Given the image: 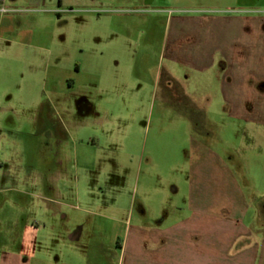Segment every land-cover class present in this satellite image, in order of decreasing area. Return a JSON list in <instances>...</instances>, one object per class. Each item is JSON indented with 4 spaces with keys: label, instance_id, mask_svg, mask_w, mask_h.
<instances>
[{
    "label": "crops",
    "instance_id": "crops-1",
    "mask_svg": "<svg viewBox=\"0 0 264 264\" xmlns=\"http://www.w3.org/2000/svg\"><path fill=\"white\" fill-rule=\"evenodd\" d=\"M147 1L0 0L13 11L0 17V50L12 53L5 61L0 57V70L18 71L16 64H8L11 60L23 64L28 73L37 68L50 81L51 93L43 96L46 105L52 111L63 110L69 101L58 97L59 87L72 90L83 85L59 74L78 77L84 69L95 68L61 65L69 17L79 20L113 6L129 10L127 16L142 21L148 17L141 11ZM149 1L167 6L150 18L162 25L161 60L167 63L163 88L159 93L160 87L154 86L152 101L160 99L163 107L157 116H177L180 131L192 132L186 150H180L175 134L171 136L172 152L184 151L185 160L172 164L174 178L161 182V188L150 187L146 178L147 195L138 198L139 182L134 193H124L132 190V180L112 172V126L125 115L118 111L103 119L64 116L62 131L50 130L57 148L66 153L73 150L77 161L79 153L108 152L111 161L107 172H91L93 178L87 179L93 187L83 195L78 190L71 205L60 206L61 212H69L63 217L65 233L69 246L76 249L77 263L52 256L37 258L42 241L26 236L37 235L39 228L26 219V213L13 210L14 236L11 243L0 244V264H264V14L237 12L243 0ZM118 14L122 12L112 17ZM145 24L135 26L137 34H146ZM152 31L153 38L159 35ZM130 84L112 82L113 105L127 103L122 100ZM1 95L8 102L18 99L8 90ZM77 96L79 106L89 105L83 91ZM212 126L220 136L234 131L243 138L236 159L212 147L206 138ZM146 146L145 142L143 155ZM180 175L184 177L179 179ZM35 197L49 217L57 216L45 195ZM12 205L18 209V204ZM112 226L124 228L123 239L114 247ZM91 233L108 235L111 241L100 244V253L90 257L88 247L79 244Z\"/></svg>",
    "mask_w": 264,
    "mask_h": 264
},
{
    "label": "rangeland",
    "instance_id": "rangeland-1",
    "mask_svg": "<svg viewBox=\"0 0 264 264\" xmlns=\"http://www.w3.org/2000/svg\"><path fill=\"white\" fill-rule=\"evenodd\" d=\"M144 7L141 11L148 17L142 21L133 19L131 14L127 16L129 10L113 6L107 8L109 10L99 8L95 15H85L79 20L69 17L64 32L67 41L61 47L64 50L61 65L68 67L73 63L95 68L92 72L84 69L78 77L70 72L59 74V77H71L83 85L72 90L65 85L59 87L58 97L66 96L69 101L62 106L63 110L52 111L46 105L43 96L51 93L50 81L47 82L44 73H39L37 68L28 73L23 64L11 60L8 64H16L18 71L0 70V199L5 200L3 203L0 200V244L11 243L15 230L11 216L16 214L13 210H18L26 213V219L39 228L37 235L26 236L28 240L42 241L37 258L52 256L77 263L76 249L69 246L65 233L67 220L63 217L68 216L69 212H61L60 206L71 205L78 190L83 195L90 186L93 187L87 179L93 178L91 172H107L111 161L108 152L79 153L77 161L73 150L66 153L57 148L50 130L54 127L60 133L61 121L67 119L64 116H100L103 119L118 111L125 115L119 116L112 126V172L124 173L127 179L132 180V190L125 189L122 191L124 193H134L135 183L139 182L137 195L138 198L142 194L144 197L147 192L144 187L146 178L150 180V187L158 188L161 182L174 178L172 164L185 160L184 151L172 152L174 139L171 136L175 134V140L179 139L181 144L180 150H186L192 132L184 134V130L180 131L178 122H175L177 116H157L163 107L160 99L155 103L152 101L154 86L160 87L159 93L163 88L167 63L161 60L162 25L156 21L153 23L150 18L167 6L148 0ZM236 11L263 15L264 2L243 0ZM114 12L122 14L112 17ZM145 22L147 24L142 26L143 29L146 27V34H137L135 26ZM152 29H156L159 35L153 38ZM59 38L57 35V41ZM10 54L5 48L0 50V57L4 61ZM29 76L30 81L26 82ZM119 80H127L131 86L127 98L122 100L127 103L116 106L112 104V93H115L112 82ZM10 85L14 86L10 89ZM5 90L17 95L18 99L8 102L1 95ZM82 91L89 103L83 107L77 104V94ZM208 133L210 136L206 138L212 147L228 153L230 157L234 155L236 159V150L243 138L234 131L220 136L221 132L216 126L210 127ZM157 135L159 138H156ZM145 142L147 146L143 155ZM183 177L180 175L179 179ZM39 195H45L57 211L56 217H49L45 213L44 204L35 197ZM13 203L18 204V209ZM89 236L79 246L88 247L86 251L90 257L100 253V244L107 245L111 241L108 235L102 237L99 233H91ZM123 237L124 228L112 226V247Z\"/></svg>",
    "mask_w": 264,
    "mask_h": 264
},
{
    "label": "built area",
    "instance_id": "built-area-1",
    "mask_svg": "<svg viewBox=\"0 0 264 264\" xmlns=\"http://www.w3.org/2000/svg\"><path fill=\"white\" fill-rule=\"evenodd\" d=\"M11 12H13V11L10 10V9H8V8L5 6L4 2H2V3L0 4V17H1V16H4V15H7V14H10Z\"/></svg>",
    "mask_w": 264,
    "mask_h": 264
}]
</instances>
